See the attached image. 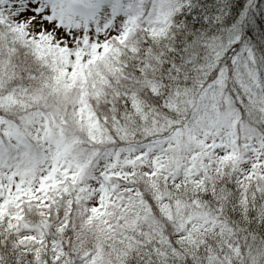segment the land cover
I'll return each mask as SVG.
<instances>
[{
  "label": "snow or ice",
  "instance_id": "6c2138e0",
  "mask_svg": "<svg viewBox=\"0 0 264 264\" xmlns=\"http://www.w3.org/2000/svg\"><path fill=\"white\" fill-rule=\"evenodd\" d=\"M0 264H264V0H0Z\"/></svg>",
  "mask_w": 264,
  "mask_h": 264
}]
</instances>
